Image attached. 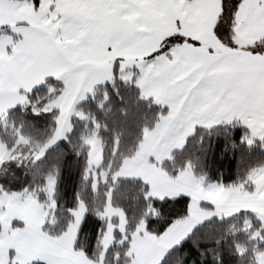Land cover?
<instances>
[{"label": "crops", "instance_id": "obj_1", "mask_svg": "<svg viewBox=\"0 0 264 264\" xmlns=\"http://www.w3.org/2000/svg\"><path fill=\"white\" fill-rule=\"evenodd\" d=\"M94 2L118 7L79 10L78 15L99 21L91 30L70 26L57 19L58 12L63 15L68 11L61 5ZM53 4L57 7L51 8ZM221 6L222 0H41L38 7L32 0H0V34L15 36L12 47L0 54V118L20 105L27 93L49 78L63 84L58 97L59 108H66L71 114L98 84L111 80L113 60L125 53L124 50L129 48L145 55L154 45L152 33L164 30L188 32L200 26L212 30L221 19ZM117 33L122 35L118 38ZM214 48L219 49L205 50L197 45L180 44L173 48V55L182 64L196 66L209 63L207 53L214 51L219 59L217 67L220 74L242 77L245 81H255L264 70L263 53L232 50L224 46ZM201 50L204 55H198ZM169 63L165 59L164 63L151 61L141 65L136 86L168 111L162 121L146 132L135 155L123 162L120 173L124 177L144 181L152 198L188 196L189 215L174 221L160 235L150 233L146 224L141 223L130 243L128 264H160L162 257L202 222L203 216H230L242 209L258 211L264 208V193L227 192L219 193L218 197L212 188L215 185L220 187V184L210 182L204 185L200 177L184 170L171 176L160 166L165 159L161 158L165 145L176 143L181 145L177 149H182L197 127L212 128L223 122L239 123L264 133V87L257 84L255 89L244 88L240 91V98L255 108L254 114L246 111L243 118L233 105L212 107L204 104L189 113L185 99L169 86ZM219 200L223 202H214ZM37 203L26 205L29 211L27 224L23 220H15L20 222L19 226L12 222V227H17L22 238L19 246L15 245L14 248H9L6 243L0 246V264H8L11 257L13 264L34 261L46 264H104L103 257L113 243L116 228L121 232L126 228L124 211L114 207L109 200L104 211L108 224L102 238L103 252L100 260L95 261L75 248L85 205L81 203L74 212V220L66 232L52 236L42 229V221L37 229L34 226L32 229L26 227L40 216L44 217L45 207ZM216 209L218 213H214ZM2 231L3 227L0 235Z\"/></svg>", "mask_w": 264, "mask_h": 264}, {"label": "trees", "instance_id": "obj_2", "mask_svg": "<svg viewBox=\"0 0 264 264\" xmlns=\"http://www.w3.org/2000/svg\"><path fill=\"white\" fill-rule=\"evenodd\" d=\"M239 3L237 0V6ZM227 4L234 9L232 2ZM166 42L167 39L161 40L159 47L150 53ZM150 53L143 59L151 61ZM119 65V59H114L111 80L98 84L78 103L66 135L38 159L35 155L57 129L59 110H48L46 105L61 95L63 84L54 78L45 80L27 93L20 105L0 118V139L10 151V157L0 166V186L8 192L36 195L45 205L42 221L45 232L52 236L62 235L73 222L74 212L84 204L85 214L75 248L98 261L108 224L104 214L108 201L124 211L126 228L124 232L116 228L113 243L103 257L104 264H128L130 243L141 223L146 224L150 233L160 235L174 221L189 215L190 204L186 195L152 198L144 181L119 174L123 162L137 152L146 132L168 111L148 98L134 81L122 80ZM88 131H96L102 142V162L95 170L96 176L89 166L90 147L84 141ZM249 133L250 129L239 123L197 127L185 146L174 150L160 166L171 176L184 170L204 177L207 182L225 186L238 184L246 180L254 168L264 164L263 141L256 139L248 143ZM19 137L23 142H19ZM51 177L54 178L50 197L53 207L49 208L46 189ZM248 220H252L251 227L246 225ZM14 225L19 226L20 222L15 221ZM255 227L264 236V228L250 210L206 219L168 252L169 264H258L257 253L264 250V241L251 238Z\"/></svg>", "mask_w": 264, "mask_h": 264}, {"label": "rangeland", "instance_id": "obj_3", "mask_svg": "<svg viewBox=\"0 0 264 264\" xmlns=\"http://www.w3.org/2000/svg\"><path fill=\"white\" fill-rule=\"evenodd\" d=\"M228 2H232V0H228ZM221 9L223 11H221L222 16L220 19V23H223L224 21L223 19H225L224 17H226L225 13L227 12L225 11V6L223 2H222ZM227 10L230 11V13L228 14L227 23L225 22V26L228 28L227 34H224V35L217 34L216 32L217 23L213 26L212 30H207V29H204L203 26L202 27L200 26V27L191 28V30L188 32H183V31L177 32L175 30L173 31L164 30V31H160V33H152L151 36H152L154 45L149 50V52H147L145 55L153 51L155 48L159 47L161 40H166L165 39L166 37L173 35V34H177V33L182 34L185 37V40L181 44L194 45V46L197 45L201 49H205V50H209V49L216 50L219 48H214V47L224 46L225 48L232 49V50L236 48L240 50L253 51V48L258 43L260 47L264 49V1L261 2V0H240V3L236 9L235 8L230 9V6L227 4ZM14 30L18 31L17 28L16 29L14 28ZM121 35L122 34L120 33L116 34L118 38ZM14 41H15L14 35H11L10 37H6L5 34L1 33L0 34V54L2 51L6 50L7 48L12 47V45L14 44ZM193 41H196V43H193ZM40 50H42V48H40ZM124 51L125 53L118 56V59L120 61L119 67L121 70L119 77L126 82L134 81L136 85V79L139 76V71H140L142 63L151 62L152 60L146 61L145 59H143V56H142L144 54H139L136 50H130L128 48L127 50H124ZM113 71H114V67H113ZM59 98L53 100L48 105H46V109L50 110V109L57 108L59 110V114H60V111L62 113L59 116V118H57V130L55 131L52 139L41 149L40 153L35 155L36 159H38L48 148L57 144L62 139V137L66 135V133L70 129L73 112L70 114L66 111V108H59V101H58ZM67 101L69 102L68 99ZM61 104H62V101L60 105ZM163 117L159 121H162ZM195 129L194 131H192V135L194 134ZM19 138L21 140L19 142H23L22 141L23 139L21 137ZM256 139L262 140L264 144V133H259L256 130L250 129V133L248 134V136H246L247 142L252 144L255 142ZM84 141L90 147L89 166H90V169H92L91 170L92 173L96 176L95 170L102 162L101 139L99 138L96 131H88L84 138ZM179 147L181 148V145L176 144V143L166 144L161 158H165L164 160H166L167 158L170 157L174 149L178 150L177 148ZM9 155H10V151L6 148V145L0 139V166L4 160L10 157ZM23 158H26V157H23ZM119 174L122 176L120 171H119ZM200 178H201L200 180L202 181V183H204V185H206L207 183H210V182H207L204 177H200ZM211 183L220 184L217 182H211ZM219 186L220 187L215 185V187L212 188V192H217L218 195L216 196L218 197L220 196L219 193L226 194L227 192L228 193L229 192L230 193L244 192L246 194H249L255 191V192H259L255 194H262L264 193V164L254 168L250 172V174L247 176L246 180H244L243 182H240L234 185H228V186L220 184ZM249 186L252 187V191H250L251 189H249L250 188ZM53 189H54V178L51 177L49 179L48 187L46 189L47 190L46 192L49 194V198H48L49 208L53 207V203H51V199H50L51 194L53 193ZM219 190H221V192H219ZM37 202L40 203V201L36 198V195L33 196L32 193L30 194L28 192L26 193L8 192L2 189V187L0 186V225L3 227V231L0 235V246H3L5 243L9 245V248H14L15 245L19 246V243L22 238V234H19L20 231L16 230L17 227H15L16 229L12 227V222L15 220H21V221L23 220L27 224L28 222L26 219L29 217V211L27 210L28 207H26V205L27 203L28 204H31V203L38 204ZM214 202L216 204H220L223 201L219 200V201H214ZM41 204L44 205L43 203ZM249 210L252 211L256 220H259V222L261 223V227L264 228V208L258 211L251 210V209ZM239 211L241 210H238L237 212ZM216 212L217 213L219 212L218 209H216L214 213ZM237 212L233 214H236ZM41 217L42 216H40L39 219L38 218L35 219L33 222H31L26 227H28L29 229H32V227L34 226L35 229H37L38 224L44 219ZM208 217L203 216L202 221L209 219ZM222 217H227V216H222ZM246 225L248 227H251L252 220H248L246 222ZM251 238L253 240L264 241L263 233L260 232V229L257 227L254 228L251 234ZM11 259H12L10 260L11 262H8V264H13L12 263L13 258L11 257ZM257 263L264 264V250L257 253Z\"/></svg>", "mask_w": 264, "mask_h": 264}, {"label": "snow or ice", "instance_id": "obj_4", "mask_svg": "<svg viewBox=\"0 0 264 264\" xmlns=\"http://www.w3.org/2000/svg\"><path fill=\"white\" fill-rule=\"evenodd\" d=\"M34 5H39L41 0H32ZM228 0H224L225 11H227ZM232 6H237V0H232ZM56 8L55 4L50 6ZM62 8H67L68 11L63 15L57 13V19L64 24L77 26L79 28H87L89 30L95 28L99 21L91 20L83 15H78L79 10L87 9H104L108 7H118L103 2L94 3H71L61 5ZM143 22V21H142ZM218 35L227 34L228 28L223 23H218L216 26ZM167 42L157 49L154 53H150L153 63H164L165 59L169 61L167 70V80L169 86L175 91L179 97H183L186 101L187 111L189 113L199 109L201 105L207 104L212 107L220 105H233L239 115L243 118L246 111H251L253 114L255 108L246 100L240 98V91L244 88L250 90L255 89L257 84L264 87V70L259 73L255 81H245L242 77H232L220 74V69L217 67L219 59L216 52L207 53L209 63L204 65L182 64L173 55V48L180 43H183L185 37L182 34H173L168 36ZM196 43V41H193ZM254 52L264 53L259 43L253 48ZM198 55H204L201 50ZM247 123V121H244ZM243 140V137H241ZM164 264H169L170 255L166 254L162 257Z\"/></svg>", "mask_w": 264, "mask_h": 264}]
</instances>
